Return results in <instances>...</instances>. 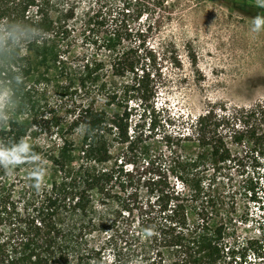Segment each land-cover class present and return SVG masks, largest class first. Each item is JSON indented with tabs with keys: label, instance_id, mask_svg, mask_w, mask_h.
<instances>
[{
	"label": "trees",
	"instance_id": "1",
	"mask_svg": "<svg viewBox=\"0 0 264 264\" xmlns=\"http://www.w3.org/2000/svg\"><path fill=\"white\" fill-rule=\"evenodd\" d=\"M145 11L139 0H0V22L46 33L13 65L23 106L0 140L27 138L49 166L40 192L26 165L0 171V264H264V236L242 241L232 216L234 176L246 197L264 191V102L209 103L158 135L157 57L132 24Z\"/></svg>",
	"mask_w": 264,
	"mask_h": 264
},
{
	"label": "rangeland",
	"instance_id": "2",
	"mask_svg": "<svg viewBox=\"0 0 264 264\" xmlns=\"http://www.w3.org/2000/svg\"><path fill=\"white\" fill-rule=\"evenodd\" d=\"M111 1L122 6L123 0ZM262 3L264 0H139L146 11L132 24L146 30L145 49L157 57L158 135L163 134L162 129L182 132L187 127L183 123L209 103H223L232 109L264 102V32L249 31L251 18L264 15ZM52 96L48 91L47 101L53 103ZM137 120L135 115L133 124ZM50 134L39 133L37 140L42 142ZM157 145L160 147L161 141ZM20 175L27 176V170H21ZM260 175L264 178V167ZM239 180L234 176L232 216L237 235L242 241L261 239L264 191H259L258 200L246 197ZM132 230L139 232L137 223Z\"/></svg>",
	"mask_w": 264,
	"mask_h": 264
},
{
	"label": "clouds",
	"instance_id": "3",
	"mask_svg": "<svg viewBox=\"0 0 264 264\" xmlns=\"http://www.w3.org/2000/svg\"><path fill=\"white\" fill-rule=\"evenodd\" d=\"M249 31L253 34L264 32V15L251 18ZM44 39L46 33L33 24L22 20L0 22V127L23 106L19 90L24 86L25 78L22 71H13V65L19 62L21 52L28 45H38ZM25 165L31 186L40 192L49 173L47 160L33 151L32 143L25 137L0 140V171L10 176L17 167Z\"/></svg>",
	"mask_w": 264,
	"mask_h": 264
}]
</instances>
